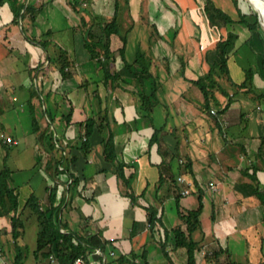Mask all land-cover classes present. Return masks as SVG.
Masks as SVG:
<instances>
[{"label":"crops","instance_id":"crops-1","mask_svg":"<svg viewBox=\"0 0 264 264\" xmlns=\"http://www.w3.org/2000/svg\"><path fill=\"white\" fill-rule=\"evenodd\" d=\"M38 1L43 6L40 16L33 21L31 15L27 21L28 32L36 34L33 41L30 36L28 39L19 33L13 35V41H8L0 12V170L6 167L11 170L9 182L18 194L19 211L32 193L45 208L50 204V190L39 163L46 149L34 131L29 105L31 89L39 84L45 94L42 103L35 99L36 118L42 124L40 131H45V122L50 123L45 140L53 132L55 138L68 139L73 146L70 156L74 159L66 166L61 165L63 171L59 170L64 179L66 169L78 178L76 183L70 179L66 185L68 195L60 214L62 223L69 231L98 234L103 241L102 255L88 252L87 264H144V261L186 264L184 249H176L168 241L164 250L161 238L180 224L181 209L197 208L200 193L204 208L200 217L202 247L197 252V264H202V251L210 253L220 245L227 246L228 252L219 261L206 260L207 263L228 264L231 255L242 256L244 250L242 264H250L244 235L238 229L240 222L235 221L237 229L227 230L225 225L232 219L246 218L245 230L247 222L256 220L257 203L264 208L255 195L257 188L264 189V161L257 156L260 144L254 143L255 138L261 142L263 134L255 132L254 139L241 143L242 129L252 118H218L221 110L212 103L203 105L205 99L192 83L209 71V59L210 62L217 60L216 44L225 35L226 27L220 35L219 28L202 15L201 0H177L184 12H190L182 16L181 25L174 24L179 29L172 39L162 35L130 38V29L129 35L122 36L117 24L116 30L110 32L107 49L110 59L107 60L105 28L113 20L114 1L84 0L90 7L83 9L67 0ZM219 1L225 4L226 0ZM147 2L148 7L140 8L148 12L151 23L154 21L150 23L153 27L150 32L157 26L165 28L164 34H167L173 22H166L163 14L158 15L164 6L163 0ZM53 3H59L57 6L64 11L73 9L77 22L54 28L57 16ZM195 17L201 19L202 25L198 39L192 30ZM68 18L70 21L71 17ZM39 19L45 31L36 30ZM69 31H73L72 38L64 37ZM48 32H59L63 37L48 47L41 39ZM88 32L89 38L97 43L99 55L94 59L86 46ZM113 37H116L115 45ZM188 41L196 47L186 45ZM72 42L76 44L73 48L69 47ZM58 50H64L70 62L73 75L66 79H61L57 64L48 66L50 57L58 55ZM178 53L180 58L175 57ZM105 70L114 74L109 81ZM213 93L212 97L224 106L228 98H235V93H230L221 83L216 84ZM143 95L151 97L143 102ZM72 106L70 128L65 116ZM47 108L54 123L46 116ZM212 109L217 111L216 115ZM88 116H95L96 124L89 137L90 150L85 154L80 149L85 138L79 136L78 125ZM252 122L259 127V120L253 118ZM110 132L115 141L113 162L105 158L103 147V140ZM7 136L14 142L7 143ZM9 145L17 149L7 151ZM58 151L62 152L61 156L65 155L63 150ZM245 158L248 163L242 164ZM120 164L123 177L117 173ZM179 176L185 179L184 183L178 180ZM186 188L190 193L183 195ZM230 193L236 194V198L231 199ZM246 200L255 202L254 207L243 208ZM234 203L237 205L233 207ZM251 208L254 212L248 213ZM150 211L156 217L153 223ZM258 217L259 222L264 219L263 215ZM10 229V216H0V264L15 263L17 247ZM39 229L37 221L28 222L17 241L25 255L24 264H56L50 261L52 256L35 255Z\"/></svg>","mask_w":264,"mask_h":264},{"label":"trees","instance_id":"trees-1","mask_svg":"<svg viewBox=\"0 0 264 264\" xmlns=\"http://www.w3.org/2000/svg\"><path fill=\"white\" fill-rule=\"evenodd\" d=\"M246 3L248 5L247 11L242 12L239 11V9L237 8V11L239 12L238 21L234 20L229 14L224 12L222 9L216 7L212 0H205V12L207 13L209 9H214L215 12L219 13L225 19L226 23L230 24V26L231 24L243 25L245 29L252 34V36H258V43L264 46V30L262 29L261 23L259 21V14L257 13L258 10L256 11L253 8L249 0H246ZM23 7L24 5L22 4L14 9V21L18 22V18L21 17ZM42 7L43 6L39 7L35 11L28 4L24 10V13L22 14V17L24 16V14L26 15L31 13L32 20L36 21L38 15L42 11ZM116 10L117 5L113 20L108 22L105 28L107 31V39L104 45L106 56H108L107 60L110 59L109 53L107 52V49L109 48V39L111 34L110 32L113 30L115 31L117 26ZM47 34L49 35L50 32H48ZM236 34L237 33H234L232 31L226 36L224 35L223 37H221V39L217 42L215 48L216 54L218 56L217 60L211 62L210 69L206 75H202L198 77V79L192 81L194 85L199 86L200 90L204 94L206 106L210 105V100L213 96V89L216 87V84H218V80L215 78V75L219 73L216 69H219L221 73L229 75L228 63L237 50L236 45L239 36L238 34ZM262 34L263 36H261ZM90 36L91 33L88 32L86 46L89 49L92 59H94L97 55H99V53L97 51V43L94 42L93 39H90ZM39 43L41 44V42ZM58 51V55L50 57L48 66L50 67L52 66V64H57V69L61 79H66L73 75L72 71L69 69L70 62L64 50ZM44 62L42 63L43 65L45 64ZM261 66L263 75L264 57H262ZM105 72V78L109 81L114 74L111 73L109 70H105ZM253 75L254 74L252 73L250 74L249 70V72L247 73V79L239 84L240 87L247 88L248 82L253 85L255 82ZM230 79L232 78L230 77L229 80ZM252 89L253 87H250L248 88V91ZM31 93L32 98L30 99L29 105L30 109H32L31 112L33 118L34 131L38 133V140L44 145L46 149V155L43 160L39 161V163L41 164L43 172L46 176L48 189L50 190V204L48 207L45 208L42 205L40 198L35 193H32L28 198L26 205L21 209V211H19L18 194L16 193V190L10 186L9 182L11 179V170L6 167L0 170V216H10V233L15 239L17 247V255L14 264H24L25 255L20 249V245L17 241L23 236L26 224L33 220L37 221L40 227L38 232L37 249L35 250V255L38 256V254L41 253L44 257L53 256L56 261V264H74L75 260L82 253H85L86 257V254L88 252H96L97 248H100V250L103 252V241L98 234L83 235L76 231H69L65 228L64 224L62 223L60 214L62 211V207L66 205V197L68 195L66 185L68 184L70 179H72L73 182L76 183L78 181V178L75 177L73 174H70L67 169L66 172H63L67 175L66 178H62V172L59 171V165L66 166L69 160L72 161L74 159V157L71 158L70 156L72 154L71 148L73 146H70V142L68 139H64L63 141H61L59 140V138H55L53 132L51 134V137L45 140L46 130L50 129V123L45 122V125H43L45 131H40V127L42 126V124L38 122L35 113V107L37 104L35 103V101L37 100L39 101V103H42V100H45V94L39 84L37 88L32 87ZM150 97L151 95H143L142 101L145 102V100H149ZM257 97L263 99L264 91L257 93ZM228 103L225 105L223 110L228 108ZM149 108L150 107H148V109ZM73 111L74 106H72L70 111L65 116V120L67 121V124L68 126H70V128H72L71 126L73 125V123H71L70 121ZM45 113L50 122L54 123L53 115L48 108L46 109ZM95 124V116H88L84 122L78 125L80 127L79 136L85 138L83 139L82 145L80 147V149L85 154H87L90 150L89 137L94 130ZM113 136V132H110V135L103 140L105 158L108 161L112 162L116 158L115 141ZM59 149L63 150L65 152V155L63 154L59 157ZM257 156L259 160L264 161V136L261 137V144L257 151ZM187 166L190 168V164H187ZM117 173L120 177L124 176L123 171L121 170V164L117 165ZM255 195L258 198L259 202L264 206V189L257 188ZM203 208V195L200 193L197 208L181 209L179 211V216L181 219L180 224L174 227L170 232L163 234L161 238V243L164 250H166L165 247L168 241H171L174 244V248L184 249L186 253V264H197V252L202 247L200 236L202 235V226L200 217L202 215ZM155 219L156 217L153 211H150V222L153 223ZM61 229H64L65 232H62ZM226 251L227 246L220 245L218 249L213 250L210 253H206L205 260H207L208 262H217L220 260L221 255ZM142 256L143 260H145V254H143ZM227 263L235 264L231 260H229V262ZM144 264H147V262L144 261Z\"/></svg>","mask_w":264,"mask_h":264},{"label":"rangeland","instance_id":"rangeland-1","mask_svg":"<svg viewBox=\"0 0 264 264\" xmlns=\"http://www.w3.org/2000/svg\"><path fill=\"white\" fill-rule=\"evenodd\" d=\"M112 1H114L117 5L116 23L120 27V33L122 36H125V34L128 33L130 29V34H131L129 36L130 38L139 37V36L147 37L148 35H155V36L162 35L164 37H167L168 40L170 38L172 39V36L176 34V29H179V27H176V25L174 24L178 23V25H181L183 21L182 16L185 14V12L189 11V10H185L184 12L182 10L180 3H178L177 0H168V1L163 0L164 6L160 9L161 11H159L158 15L160 17V14H163V19L166 22L167 21L173 22L171 23L173 25L169 26L170 28L167 34L166 33L164 34L165 28L157 27V26L154 27V31L156 32L154 31L150 32V28H153L151 24H153L154 21L153 23H151L148 12L141 10L140 8L141 6L148 7L147 0H112ZM249 1L251 2L253 8L256 11H257L256 8L262 11L261 0H249ZM67 2L71 3L72 6H76V4H78L79 9L88 7L90 4L88 1H86V4H85L84 0H67ZM213 2H215L216 7L219 6V8H221L224 12L229 14L236 21L239 20V14H238L239 12L237 11V8L239 9V11H242V12L247 11L248 9L246 0H226L225 4L219 0H215ZM167 3L171 7L168 6ZM201 3H203V6H202L203 9L201 11L202 15L207 17V19L209 20L210 23H212V25H215L216 27L219 28L220 35L221 33H223L222 28L225 26L226 27V31H224V33L226 32L225 36L227 33H231L232 31L234 33H237L239 36L237 40V45H236L237 50L235 54L233 55V57H231L228 63L229 75L221 73L219 69H216L218 70L219 74L215 75V78L218 80L219 84L221 83L223 87H226L230 93L231 92L235 93L234 94L235 98H233L232 100L231 98H228V102L230 103V105L226 110H223L225 106L222 105V103H220L218 100H216L213 97H211L210 103L214 104L221 110L218 118H252L251 121H248L247 127L242 129V135L240 136V140H239L241 143L246 144L247 140L250 139L252 135L253 136L255 135V132H257L258 135L263 134L264 136V121L262 119L264 118V98L261 99L257 97V93L264 91V83H263L264 74L262 75V70H261V67H262L261 60H262V57H264V46L258 43V39H259L258 36L256 35L252 36V34L249 33V31L246 30L243 25H240V24L232 25L231 24L230 26V24L226 23L225 19L219 13L215 12L214 9H209L207 13L205 12V0H201ZM22 4L24 5V7L21 12V21L19 18H18V22L14 21V17H13V15L15 14L14 9ZM28 4L35 11L42 5L41 3L39 4L38 0H22V1L21 0H0V12L3 16L2 22L5 23V35L7 36L8 41H11V40L13 41L14 39L13 35L18 34V33L20 34L19 36L27 37L28 39H29L28 36H30L32 41L34 38H36L35 36L36 34L33 35L32 33L28 32L30 30H29V22L27 21L31 20L30 18L31 13L26 14V15L24 14V16L22 17V14L24 13V10H25V5H28ZM53 4L56 10L54 14L55 16H57L54 28H62L64 27V24L67 26L68 22H77L75 21L77 19V16L74 13L73 9H71V11H68V10L64 11L62 10L63 8H60L59 6H57L59 3H53ZM257 13L259 14L258 11ZM68 17H71L70 21L68 20L69 19ZM39 21L40 19L38 20L36 30L45 31L46 29H45L44 23H42L41 21L39 22ZM193 21L194 22H193L192 30L194 31L193 33L194 38L198 39L199 34L201 33V30H202L201 28L202 25L200 23L201 19H199V17H195L193 18ZM259 21L261 23L260 14H259ZM262 29L264 30L263 25H262ZM161 30H163L162 34L160 33ZM180 30H183L182 26ZM68 35H70L72 38L73 31H69L67 35H64V37ZM261 36H263V34ZM61 37H63V35L57 32V33H52V34L50 33L49 35L45 36V38L43 37L42 38L40 37V38L44 42L48 43V47H49L52 41L53 43H55L54 41L58 42L60 41ZM113 38H114L113 45H115L114 41L116 37H113ZM37 40H39V38ZM190 42L191 41H188L186 45H193V47H196V44L194 42L192 44ZM75 45L76 44L74 43L71 46L69 44V47L73 48ZM198 45H199V42H198ZM138 49L140 52L139 55H142L141 48H138ZM48 51L52 55L54 54L53 50L48 49ZM180 55L181 53H178V55H176L175 57L180 58ZM30 56L31 55L29 54L27 57H30ZM182 57L184 58V55H182ZM208 63L209 65L211 64L210 59ZM249 70H250V74L251 73L254 74L253 78L255 82L253 85H251L248 82L247 88H241L239 84L247 79V73L249 72ZM206 74L207 73H203L200 76L202 75L204 76ZM230 77L232 79L229 80ZM250 87H253V89L248 91V88ZM195 88L199 90V92L202 94V97H205L198 85H195ZM245 89L247 90L245 91ZM212 95H214V93H212ZM205 104L206 102L204 100L203 105ZM253 118H256V120H259V127L255 126L254 122H252ZM224 133L229 134V132L227 131L226 132L224 131ZM222 138H224V134L222 135ZM252 138L254 139V137ZM228 139H231V136H229ZM255 139H257L254 142L255 144H258V145L261 144L259 138H255ZM15 149H17V147L13 145V148L12 146H10V147H7L6 150L13 152ZM61 154L62 152H59V157L61 156ZM241 162L242 164H246L248 163V160L247 158H245V159H242ZM7 164L11 165V162L10 163L7 162ZM229 195L231 199L236 198V194L234 195L233 193H230ZM246 201L247 202L246 204L243 205V208L245 207L248 209L250 206L252 208L254 207L253 204L255 202H252L251 200H246ZM235 205L237 204L234 203L233 207ZM257 206H258L257 207L258 213L256 212L257 214L256 220L254 222H251V221L247 222L248 228H246L245 230L243 229H244V225L246 226V218L245 219L240 218V220L232 219L231 221H229V223L225 225L226 226L225 229L227 230L237 229V225H235L236 223L235 221H238V223L240 222L238 229L241 230V234L244 235L245 247L247 248L246 251L247 250L249 251V253L247 254H248V259L250 261V264H264V219H262L261 222H259V217H258L259 215L264 216V208H262V206H260V204L258 203H257ZM252 208L250 211H248V213L254 212ZM241 234H239V236ZM205 252L206 251L201 252L202 258H203L202 264L207 263L205 260V254H206ZM231 259H232L231 261H234L235 263L237 262L239 264L244 263V259H245L244 250L242 252V256H239V255L236 256L235 254H233L231 255Z\"/></svg>","mask_w":264,"mask_h":264},{"label":"built area","instance_id":"built-area-1","mask_svg":"<svg viewBox=\"0 0 264 264\" xmlns=\"http://www.w3.org/2000/svg\"><path fill=\"white\" fill-rule=\"evenodd\" d=\"M211 112H212V114H215V115L217 114V111H216L215 109H212ZM5 141H6L7 143H12V142H14V140H13L11 137H9V136H7V137L5 138ZM59 170L63 171V168H62L61 165H59ZM178 180H179L180 182H183V183L185 182V179H184L182 176H179V177H178ZM189 193H190L189 188H186V189H184V190L182 191V194H183V195H187V194H189ZM61 231H62V232H65L64 229H61ZM96 253H98L99 255H102V251L100 250V248H97V249H96ZM113 254H114V253H113ZM50 261H51V262H55V259H54L53 256L51 257ZM74 264H87V263H86V260H85V253H82V254H81V255L75 260Z\"/></svg>","mask_w":264,"mask_h":264},{"label":"bare ground","instance_id":"bare-ground-1","mask_svg":"<svg viewBox=\"0 0 264 264\" xmlns=\"http://www.w3.org/2000/svg\"><path fill=\"white\" fill-rule=\"evenodd\" d=\"M256 9L260 12L259 14H260L261 23H262V25L264 27V0H261V9H262V11L259 10L258 8H256Z\"/></svg>","mask_w":264,"mask_h":264},{"label":"water","instance_id":"water-1","mask_svg":"<svg viewBox=\"0 0 264 264\" xmlns=\"http://www.w3.org/2000/svg\"><path fill=\"white\" fill-rule=\"evenodd\" d=\"M27 7V5H25V8ZM261 20V19H260ZM262 26V25H261Z\"/></svg>","mask_w":264,"mask_h":264}]
</instances>
